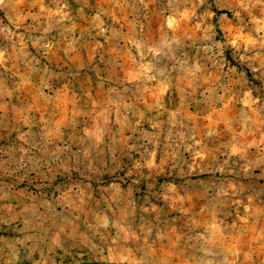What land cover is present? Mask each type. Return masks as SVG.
<instances>
[{
	"label": "rangeland",
	"instance_id": "1",
	"mask_svg": "<svg viewBox=\"0 0 264 264\" xmlns=\"http://www.w3.org/2000/svg\"><path fill=\"white\" fill-rule=\"evenodd\" d=\"M0 264H264V0H0Z\"/></svg>",
	"mask_w": 264,
	"mask_h": 264
}]
</instances>
